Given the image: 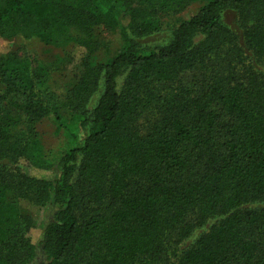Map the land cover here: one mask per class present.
<instances>
[{"label":"trees","instance_id":"16d2710c","mask_svg":"<svg viewBox=\"0 0 264 264\" xmlns=\"http://www.w3.org/2000/svg\"><path fill=\"white\" fill-rule=\"evenodd\" d=\"M191 1L0 0V38L84 49L62 97L0 54V264H264V0H204L167 42L146 43ZM100 28L122 39L105 60ZM49 116L70 142L54 157L36 131ZM13 191L57 207L37 244Z\"/></svg>","mask_w":264,"mask_h":264},{"label":"rangeland","instance_id":"374dc122","mask_svg":"<svg viewBox=\"0 0 264 264\" xmlns=\"http://www.w3.org/2000/svg\"><path fill=\"white\" fill-rule=\"evenodd\" d=\"M204 0H193L188 5L177 12H165L160 14L163 21V30L153 37L149 38L146 43H165L170 39L171 31L180 21L189 18L195 14ZM119 20L124 24H128V18L125 16V6L118 3L115 7ZM224 23L237 35H241L238 25L237 13L232 9L223 11ZM101 42L95 58L105 60L106 56L117 51L122 44L121 35L118 31L110 32L104 28L99 29ZM13 53L21 59L29 62L32 70L42 69L49 78L48 84L57 96H64L66 91L73 87L79 79L78 64L84 55V49L80 47H68L66 50L60 46L44 44L37 38L23 40L20 38H0V54ZM63 60V61H62ZM124 76L120 78L122 82ZM182 85L191 86L196 79H193V72H186L181 75ZM99 90L90 102V108H93L101 95ZM2 93V92H1ZM21 98L17 97L15 100ZM159 118L158 113L154 110L147 112L137 122V128L141 135H146L149 126ZM36 131L38 134L40 146L43 151L54 157L59 151L67 147L70 142L65 135L64 129L58 126L52 116L45 117L36 123ZM24 169L31 175L39 177L48 175L50 172L34 168L28 163H21ZM8 199L16 206L19 213L29 216L34 228L30 230L29 236L33 243L37 244L41 237L43 229L48 221L54 217L57 207L51 203L37 204L29 200L21 199L18 194L13 191L8 194ZM199 231L188 240L191 242ZM41 259V255H39ZM31 264H34L31 263Z\"/></svg>","mask_w":264,"mask_h":264}]
</instances>
